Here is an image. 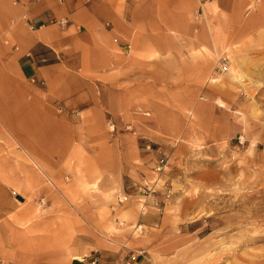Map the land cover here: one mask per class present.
Returning a JSON list of instances; mask_svg holds the SVG:
<instances>
[{
	"label": "crops",
	"instance_id": "1",
	"mask_svg": "<svg viewBox=\"0 0 264 264\" xmlns=\"http://www.w3.org/2000/svg\"><path fill=\"white\" fill-rule=\"evenodd\" d=\"M252 1L0 0V162L11 160L10 150L1 152V140L11 136L36 160L50 161L48 148H35L47 145L57 126L50 101L60 112L67 109L71 121L65 124L77 130L81 125L74 111L81 105L80 112L94 114L98 127L108 116L115 120L140 107L154 115L153 127L168 136H187L190 113L205 126L204 137L227 135L230 114L211 100L221 89L206 81L215 75L229 29L240 40L250 23H264V15L251 9ZM202 91L209 101L199 96ZM127 141L130 157L122 156L117 139L112 146L118 192H124V175L137 189L144 164L134 162L145 161L136 139ZM2 178L0 171V259L12 264L11 259L34 256L32 236L25 219L15 218L24 221L19 228L7 217L18 215L19 207ZM135 201L128 200L114 214L115 223L123 219L124 226L66 264H157L153 258L169 241V216L151 206L142 211ZM142 249L146 257L128 260L132 251Z\"/></svg>",
	"mask_w": 264,
	"mask_h": 264
},
{
	"label": "rangeland",
	"instance_id": "2",
	"mask_svg": "<svg viewBox=\"0 0 264 264\" xmlns=\"http://www.w3.org/2000/svg\"><path fill=\"white\" fill-rule=\"evenodd\" d=\"M251 9L264 15V0H253ZM259 22L250 23L240 40L229 29L215 75L206 81L221 89L212 103L232 119L229 133L221 138L204 137L205 126L193 113L187 115V136L165 135L153 127L154 115L140 107L115 120L108 116L98 127L94 114L80 112L79 105L74 114L81 128L72 129L65 124L71 121L67 109L60 112L50 101L57 122L50 131L54 135L43 147L35 144L39 150L49 149L50 161L30 156L19 139H2V155L10 150L11 160L0 162V171L10 200L19 207L18 215L7 217L13 224L24 223L16 217L26 220L34 254L10 262L66 264L82 257L98 238L107 239L124 226L123 219L115 223L114 214L135 199L142 211L151 206L169 216V241L161 243L163 253L156 254L155 263L264 264V23ZM199 96L208 100L203 91ZM129 137L136 139L145 161L134 162L144 164L137 189L124 175L120 193L112 146L117 139L122 156L130 157ZM161 158L164 162L156 170ZM145 183L154 189L147 200L140 190Z\"/></svg>",
	"mask_w": 264,
	"mask_h": 264
},
{
	"label": "built area",
	"instance_id": "3",
	"mask_svg": "<svg viewBox=\"0 0 264 264\" xmlns=\"http://www.w3.org/2000/svg\"><path fill=\"white\" fill-rule=\"evenodd\" d=\"M139 110H140L143 114H147V112H145V111H143V110H141V109H139ZM163 162H164V158H161V159L159 160V162H158V165H157V167H156V170L161 169V165H162ZM140 190H142V193H143L142 197H145L146 200H147L148 198L152 197L151 195H152L153 192H154V189L151 188V186L149 185V183H145L144 185H141ZM155 204H157L156 201H155ZM139 256H144V257H146V252H145V250L132 251V252L130 253V255L128 256V260H129V261H135V260H137V258H138Z\"/></svg>",
	"mask_w": 264,
	"mask_h": 264
}]
</instances>
